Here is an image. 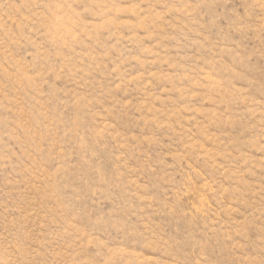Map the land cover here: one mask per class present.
Instances as JSON below:
<instances>
[{
  "label": "rangeland",
  "instance_id": "1",
  "mask_svg": "<svg viewBox=\"0 0 264 264\" xmlns=\"http://www.w3.org/2000/svg\"><path fill=\"white\" fill-rule=\"evenodd\" d=\"M0 264H264V0H0Z\"/></svg>",
  "mask_w": 264,
  "mask_h": 264
}]
</instances>
